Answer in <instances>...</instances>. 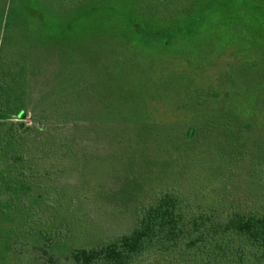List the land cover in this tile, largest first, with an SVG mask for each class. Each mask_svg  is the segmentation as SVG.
Returning <instances> with one entry per match:
<instances>
[{"label": "trees", "instance_id": "1", "mask_svg": "<svg viewBox=\"0 0 264 264\" xmlns=\"http://www.w3.org/2000/svg\"><path fill=\"white\" fill-rule=\"evenodd\" d=\"M45 1L60 9L27 14L19 0H9L8 8L0 5V222L8 226L3 229L6 247L22 249L30 264H264V161L246 170L232 165L230 181L222 184L210 178L203 185H187L189 193L198 191L190 197L177 190V184L184 186L179 182L150 189L143 184L104 187L103 195L123 203L120 208L135 197L148 201L131 202L133 219L126 232L94 245H72L74 223L100 209L92 204L98 191L78 179L65 181L62 171L70 158L86 154L91 135L111 133L114 122L101 115L109 105L97 89L93 55H105L113 71L121 63L123 72L127 55L119 42H131L134 32L145 39L151 16L167 2L155 0L150 6L139 0L133 8H122L127 11L120 13L126 16L120 38L115 32L109 45L95 46L85 37H69L78 20L91 13L83 6L87 0ZM67 10L72 22L56 31L55 20ZM21 33L22 44L17 41ZM186 135L193 143L194 130ZM239 180L243 197L252 200L249 207L196 202L209 190L234 197ZM84 207L87 212L79 214ZM66 217L72 218L70 225Z\"/></svg>", "mask_w": 264, "mask_h": 264}, {"label": "rangeland", "instance_id": "2", "mask_svg": "<svg viewBox=\"0 0 264 264\" xmlns=\"http://www.w3.org/2000/svg\"><path fill=\"white\" fill-rule=\"evenodd\" d=\"M19 1L27 14L60 9L45 0ZM2 2L8 8L9 0ZM148 2L150 6L156 3ZM166 2L157 17L151 16L145 39L134 32L131 42H119L126 49V70L120 71L121 63L110 70L105 55H93L99 72L97 89L109 105L101 115L114 122L111 133L102 130L91 135L85 142L86 154L70 158L61 174L69 183L78 179L98 191V202L92 204L100 209H92L89 217L74 223V246L94 245L126 232L133 219L131 202L148 201L139 196L120 208L123 203L103 195L104 187L126 189L122 187L143 184L150 189L179 182L184 186L177 184V190L190 197L198 191L189 193L187 185H203L210 178L222 184L230 181L232 165L246 170L264 161V0ZM138 3L87 0L83 6L91 13L78 20L80 26L69 37H85L95 46L109 45L114 41L108 38L111 34L116 32L118 38L122 34L126 16L120 13L127 11L122 8ZM72 16L68 10L59 14L55 30L72 22ZM18 37L22 44V33ZM25 121L29 123V116ZM188 129L194 130L193 143L186 139ZM244 190L239 180L234 197L209 190L196 202L202 207L246 208L252 200L246 201ZM86 212L84 207L79 214ZM66 219L70 225L72 218ZM0 226V264H30L22 249L6 247L3 231L8 226L1 222Z\"/></svg>", "mask_w": 264, "mask_h": 264}]
</instances>
